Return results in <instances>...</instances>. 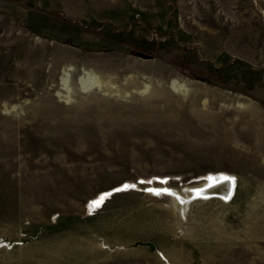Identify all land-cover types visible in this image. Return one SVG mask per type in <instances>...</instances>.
Returning <instances> with one entry per match:
<instances>
[{
  "label": "rangeland",
  "instance_id": "1",
  "mask_svg": "<svg viewBox=\"0 0 264 264\" xmlns=\"http://www.w3.org/2000/svg\"><path fill=\"white\" fill-rule=\"evenodd\" d=\"M0 264H264V0H0Z\"/></svg>",
  "mask_w": 264,
  "mask_h": 264
},
{
  "label": "water",
  "instance_id": "2",
  "mask_svg": "<svg viewBox=\"0 0 264 264\" xmlns=\"http://www.w3.org/2000/svg\"><path fill=\"white\" fill-rule=\"evenodd\" d=\"M140 56L142 57L141 54ZM144 58L151 57L145 56ZM224 177H234L235 182L233 183L230 180H225ZM236 186L237 179L234 175L228 173H214L207 175L199 184L185 186L180 190L166 186H151L147 188V191L156 197L165 199V204L173 210L177 218L176 224L180 233H187L191 224L189 214L193 202L216 198L223 203H228L235 194ZM155 189H169L174 195L166 193L156 195L155 192L152 191ZM198 190L200 191L198 192ZM181 201L184 202L181 203ZM137 244L148 246L151 251L154 249V245L151 242H137Z\"/></svg>",
  "mask_w": 264,
  "mask_h": 264
},
{
  "label": "bare ground",
  "instance_id": "3",
  "mask_svg": "<svg viewBox=\"0 0 264 264\" xmlns=\"http://www.w3.org/2000/svg\"><path fill=\"white\" fill-rule=\"evenodd\" d=\"M71 71H72L71 69H64L62 71V77L60 79L62 86L66 85V83L68 82V77L70 76L69 74ZM96 83H97L96 77L90 73L85 72V70H84L82 76L80 77V79L77 82V85L81 90L86 91L89 88H92ZM173 86L175 87L176 84L173 83ZM173 86L171 85V89L175 90V88ZM145 89H146V87H145ZM145 89L143 91H140L139 94L144 93ZM176 91H178V90H176Z\"/></svg>",
  "mask_w": 264,
  "mask_h": 264
},
{
  "label": "snow or ice",
  "instance_id": "4",
  "mask_svg": "<svg viewBox=\"0 0 264 264\" xmlns=\"http://www.w3.org/2000/svg\"><path fill=\"white\" fill-rule=\"evenodd\" d=\"M224 179L225 180H230L233 183L235 182V178L234 177H224ZM162 182L163 183H167V180H164ZM142 183H143V181H142ZM149 183H150V181H149ZM125 187H128V186L126 185ZM132 187H134V185ZM152 191H154L156 195H160L162 193H166V194H169V195H174V193H172L169 189H155V190H152ZM199 191L200 190H198V192ZM102 200H103V197H101V200L100 201H94L93 203L96 204V205H98L100 202H102ZM183 202L184 201H181V203H183Z\"/></svg>",
  "mask_w": 264,
  "mask_h": 264
}]
</instances>
